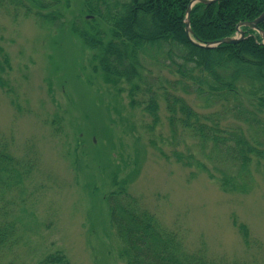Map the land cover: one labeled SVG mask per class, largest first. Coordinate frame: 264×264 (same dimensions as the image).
Listing matches in <instances>:
<instances>
[{"label":"trees","instance_id":"16d2710c","mask_svg":"<svg viewBox=\"0 0 264 264\" xmlns=\"http://www.w3.org/2000/svg\"><path fill=\"white\" fill-rule=\"evenodd\" d=\"M193 1L81 0L82 8L68 26L65 12L72 0H0V10L12 18L33 16L41 27L61 30L65 25L88 53L94 73L125 92L128 105L142 107L150 117L146 125L150 133L162 124V105L171 136L180 134L195 142L197 150L171 152L173 162L198 168L223 192L244 194L255 182L253 168L264 171V43L247 26L241 27L245 37L236 43L214 48L195 43L234 37L239 23L264 13V0L197 1L189 14L190 38L195 43L185 33L186 9ZM259 28L264 31V19ZM4 66L10 63L0 48V72ZM163 70L172 78L162 76ZM14 107L21 110L17 104ZM54 121L60 119L55 116ZM54 131V135L62 133L60 126ZM10 141L0 137V264H71L56 249L36 261L35 255L28 262L14 255L18 249L29 253L26 235L32 227L25 221L29 224L31 218L35 223L27 205H34L40 163L34 145L16 155ZM148 143L170 161L153 139ZM77 148L73 153L68 149L67 156L79 172ZM110 180L105 202L124 264H247L209 255L204 243L191 248L181 228L162 224L156 212L128 190V178L117 179L115 174ZM233 226L248 247L247 225L234 220Z\"/></svg>","mask_w":264,"mask_h":264},{"label":"rangeland","instance_id":"374dc122","mask_svg":"<svg viewBox=\"0 0 264 264\" xmlns=\"http://www.w3.org/2000/svg\"><path fill=\"white\" fill-rule=\"evenodd\" d=\"M81 8V0H72L65 25ZM37 21L0 10V48L10 63L0 72V137L11 140L16 155L34 145L40 163L34 205H27L35 223L25 221L32 227L25 232L29 253L18 249L14 255L25 262L35 255L36 261L56 249L71 264H124L105 202L110 177L116 174L117 179H129L128 190L162 224L181 228L191 248L204 243L209 255L264 264V171L253 168L255 182L249 192L229 194L198 168L176 164L171 152H186L195 142L171 136L163 106L162 124L150 133V117L94 73L88 53L65 25L55 30ZM160 74L172 78L166 70ZM55 116L60 121L51 123ZM58 126L62 133L54 135ZM151 139L170 161L148 143ZM76 146L79 172L67 156ZM234 220L247 225L248 247Z\"/></svg>","mask_w":264,"mask_h":264},{"label":"water","instance_id":"95a60500","mask_svg":"<svg viewBox=\"0 0 264 264\" xmlns=\"http://www.w3.org/2000/svg\"><path fill=\"white\" fill-rule=\"evenodd\" d=\"M199 2L201 3H204V4H210L216 0H198ZM194 3V1L192 2ZM190 10H191V5H189V7L187 8V16H186V20H185V33H186V36L188 38H190V34L192 33L191 32V29L189 27V13H190ZM264 19V13L258 18V19H255L253 21H250V22H242V23H239L237 25V30L239 32V36L238 37H234V38H225V39H221V40H218V41H213V42H208L206 45H202L203 47L205 48H213L215 47L217 44H220V43H236L238 41H240L241 39L244 38V32L240 30V27L241 26H248L249 28L255 30L257 33H259L263 39V42H264V31H262L258 24Z\"/></svg>","mask_w":264,"mask_h":264},{"label":"bare ground","instance_id":"6f19581e","mask_svg":"<svg viewBox=\"0 0 264 264\" xmlns=\"http://www.w3.org/2000/svg\"><path fill=\"white\" fill-rule=\"evenodd\" d=\"M189 5H191V9H192V6L194 5V3H190ZM189 5L187 6V8L189 7ZM190 12H191V10H190ZM190 14V13H189ZM186 16H187V9H186ZM237 35V34H236ZM223 39H225V38H223ZM202 45H206V44H200L199 46L200 47H203ZM203 48H205V47H203Z\"/></svg>","mask_w":264,"mask_h":264}]
</instances>
